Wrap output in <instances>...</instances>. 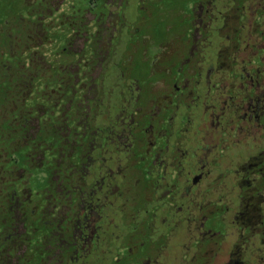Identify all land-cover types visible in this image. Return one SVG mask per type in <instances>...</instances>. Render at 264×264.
I'll return each instance as SVG.
<instances>
[{"label":"flooded vegetation","instance_id":"af4514ba","mask_svg":"<svg viewBox=\"0 0 264 264\" xmlns=\"http://www.w3.org/2000/svg\"><path fill=\"white\" fill-rule=\"evenodd\" d=\"M163 10L160 39L132 30L104 107L114 7L92 26L80 76L70 65L59 78L42 54L10 72L0 159L25 150L12 177L0 171V264H110L105 251L137 255L130 264H264V0Z\"/></svg>","mask_w":264,"mask_h":264},{"label":"rangeland","instance_id":"374dc122","mask_svg":"<svg viewBox=\"0 0 264 264\" xmlns=\"http://www.w3.org/2000/svg\"><path fill=\"white\" fill-rule=\"evenodd\" d=\"M110 1H107V6L105 0H0V111L4 104L14 103V97L10 94L11 85L8 82L10 72L13 70L17 72L20 65L28 66L31 55L42 54L45 60L54 66L52 71L55 70L59 78L69 71L70 65L80 76L91 54L90 42L94 34L92 26L104 22L108 9L114 7L119 16L118 20H115L118 31L114 32L110 41V59L100 87L104 107L115 93L113 83L117 78L116 65L121 62L120 56L126 47L129 50L134 49L135 41L139 40V34L130 37L132 30L138 28L142 33L160 39L168 21L163 7L178 6L186 14L191 3V0H113L111 3ZM79 23L86 24L84 30L86 34L83 38L71 41L70 35L76 31ZM32 24L38 28V34L28 42L22 31L28 30ZM27 44L28 49H24ZM133 57L137 63L139 61L137 52H134ZM43 88L44 84L41 90ZM41 104L46 108L50 107V103L44 97ZM53 108L56 107H50L48 111ZM44 114L48 113L44 112L42 115ZM97 117L101 119V116ZM6 133V124L0 121V148L11 143ZM24 150V147H19L10 155H5L4 160L0 159V171L11 173L12 177L13 172L23 166ZM40 181L39 174L37 179L32 178L33 190L40 187ZM139 250L138 255H141L143 249ZM105 253L111 257L110 264H130V261L137 258V255L130 257L124 254V251Z\"/></svg>","mask_w":264,"mask_h":264}]
</instances>
